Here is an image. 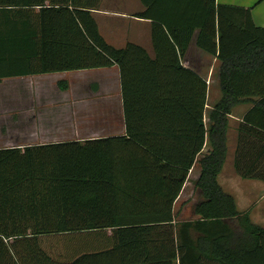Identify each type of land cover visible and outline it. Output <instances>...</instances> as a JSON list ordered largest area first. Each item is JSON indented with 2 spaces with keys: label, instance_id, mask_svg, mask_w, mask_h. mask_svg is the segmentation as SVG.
Wrapping results in <instances>:
<instances>
[{
  "label": "trees",
  "instance_id": "16d2710c",
  "mask_svg": "<svg viewBox=\"0 0 264 264\" xmlns=\"http://www.w3.org/2000/svg\"><path fill=\"white\" fill-rule=\"evenodd\" d=\"M98 1L0 0V78L117 65L126 129L0 149V264H264V226L218 181L228 117L244 100L252 103L233 167L264 181V27L251 7L141 0L136 16L152 22L151 57L103 38L90 12ZM193 38L221 62L208 129L206 78L183 64ZM207 137L200 219L177 228L174 203Z\"/></svg>",
  "mask_w": 264,
  "mask_h": 264
},
{
  "label": "crops",
  "instance_id": "0c3cea01",
  "mask_svg": "<svg viewBox=\"0 0 264 264\" xmlns=\"http://www.w3.org/2000/svg\"><path fill=\"white\" fill-rule=\"evenodd\" d=\"M217 1L251 7L254 22L264 27V0ZM143 9L141 0H99L91 6L90 12L100 34L109 44L123 48L129 42L135 43L144 47L150 56L154 57L152 22L136 16ZM211 58L218 62L219 74L221 62L198 48L193 38L184 55L183 64L205 77L211 74ZM206 81L207 107V78ZM219 95L214 104L220 100L221 90ZM250 106L248 100L234 106L237 109L242 107V113L235 128L231 129L234 135L233 145L228 143V131L232 121L230 115L228 117V151L218 181L226 192L241 189L242 195L239 198L231 192L228 193L234 196L239 211L248 212L250 220L262 227L264 202L262 199L261 203L255 204L253 198L254 188L264 195V181L249 179L253 180V183L242 185L244 178H241L233 167L237 127L242 115ZM208 120L210 121V113ZM204 121L206 124L205 115ZM125 130L121 77L117 65L0 78V149L23 150L27 146L65 141L83 143L86 140L124 135ZM210 149L207 137L202 153L189 170L182 190L175 200L173 210L176 222L178 217L180 221L200 219L195 213V206L204 200L202 191L196 186L201 171L199 160ZM257 207L261 209H256Z\"/></svg>",
  "mask_w": 264,
  "mask_h": 264
},
{
  "label": "rangeland",
  "instance_id": "374dc122",
  "mask_svg": "<svg viewBox=\"0 0 264 264\" xmlns=\"http://www.w3.org/2000/svg\"><path fill=\"white\" fill-rule=\"evenodd\" d=\"M218 65H219L218 62H216L213 58H211V62H210V65H209V66H211V68H210L211 74L205 75V77L209 81V98H208L207 107H206V110H205V120H206L207 128H209L210 127V124H211L210 121L208 120L209 119V113L212 110V108L214 107L215 101L220 96L219 95V91H220L219 78H218V74H217V72H218V69H217ZM248 101H249V105H251L252 101H250V100H248ZM241 108L240 109L233 108L232 114H230V117H229L230 119H232L231 124L229 126L230 127V131H228L229 132V135H228V140L229 141H228V143L230 145H233V142H234V135H233V132H232L231 129L235 128V126L238 123V120L237 119L239 118L240 114L242 113V109ZM208 140H209V138H208ZM246 183H253V180L244 179L242 181V185H244ZM233 190H235V191H228V192H231L232 194H234L238 198H239L240 195H242V193L240 191L241 190L240 188H238V189L236 188V189H233ZM256 190L257 189L254 188V198H253V201L255 202V204H259V203H261V201L263 199V202H264V195H262V193L259 194V191H256ZM189 198H190V196H189ZM182 208H183V206H182ZM256 209H261V207H257ZM177 220H178L177 221L178 222L177 228H179V226H180L179 223L182 222V221H180L179 217H178ZM191 232H192V234L195 235V231L194 230L191 231Z\"/></svg>",
  "mask_w": 264,
  "mask_h": 264
}]
</instances>
